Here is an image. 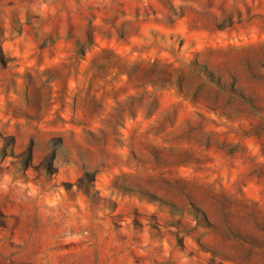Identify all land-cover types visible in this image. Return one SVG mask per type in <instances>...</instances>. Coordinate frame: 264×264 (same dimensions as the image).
Here are the masks:
<instances>
[{
    "label": "rangeland",
    "instance_id": "obj_1",
    "mask_svg": "<svg viewBox=\"0 0 264 264\" xmlns=\"http://www.w3.org/2000/svg\"><path fill=\"white\" fill-rule=\"evenodd\" d=\"M0 264H264V0H0Z\"/></svg>",
    "mask_w": 264,
    "mask_h": 264
}]
</instances>
